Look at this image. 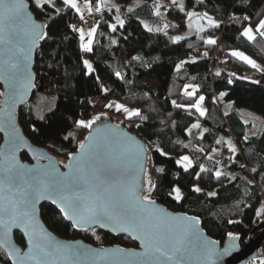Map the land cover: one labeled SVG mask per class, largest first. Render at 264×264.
Returning <instances> with one entry per match:
<instances>
[{
  "label": "trees",
  "instance_id": "1",
  "mask_svg": "<svg viewBox=\"0 0 264 264\" xmlns=\"http://www.w3.org/2000/svg\"><path fill=\"white\" fill-rule=\"evenodd\" d=\"M28 1L36 18L47 25L48 33L36 53L37 88L19 114L31 141L66 160L69 153L78 151L79 142L88 133L76 122L96 115L93 98L138 106L141 115L122 123L150 149V174L159 189L152 199L168 209L195 215L213 239L224 242L232 232L246 241L263 217L257 211L264 201V126L260 134L249 135L252 125L242 120L238 110H253L264 120V83L242 78L240 74L256 68L231 53L241 51L264 66V37L257 33L256 39L249 41L242 35L244 28H257L264 20V0H167L161 4V15L156 13L157 0H119L124 8V26L112 30L114 15L109 10L97 14L92 52L80 47L79 33L72 26L78 29L81 21L74 9L61 0H57L60 7L51 4L52 0H43V8L35 6L34 0ZM90 1L95 4L98 0ZM131 2L140 4L125 11ZM191 11L219 26L203 31L195 28L191 35L177 40L176 34L189 28L187 14ZM144 19L152 24L167 20L169 29L149 30ZM209 38L216 43H207ZM218 56L228 65L226 73L213 72L212 63ZM87 58L94 63L91 74L83 64ZM180 64L183 66L178 68ZM146 80L158 84L152 86ZM188 85L197 86L196 95L186 93ZM199 96L205 97V115L189 107ZM229 103L233 105L225 111L223 106ZM228 139L235 151L227 144ZM158 148L168 156H161ZM221 148L224 156L220 161L213 159L211 153ZM185 155L193 161L187 172L174 163ZM23 159H29L28 154L24 153ZM159 167H164L163 174L157 172ZM177 186L180 201L174 199V192L168 195ZM194 186L201 191H194ZM41 216L61 237L81 238L98 246H137L128 236L116 238L99 228L95 234L77 231L51 204L42 205ZM16 239L25 245L20 233ZM0 261L11 264L1 248Z\"/></svg>",
  "mask_w": 264,
  "mask_h": 264
},
{
  "label": "snow or ice",
  "instance_id": "2",
  "mask_svg": "<svg viewBox=\"0 0 264 264\" xmlns=\"http://www.w3.org/2000/svg\"><path fill=\"white\" fill-rule=\"evenodd\" d=\"M63 3L76 13H81L77 0H63ZM34 4L38 8L44 7L43 0H34ZM180 7L183 10L182 4ZM28 9L26 0H0V43L18 41L15 52L4 61L6 70L0 76L7 84V91L0 92V96L5 97V107L0 110V128L7 129L9 136L7 150H0L3 157L0 168L5 173V179L0 180V193L7 192L0 195V248L5 250L11 264H190L193 259L196 264H219L224 256L238 248L239 234L227 233L230 243L221 249L217 247L219 241L203 236L198 227V218L172 216L164 209L157 208L152 195L159 189L148 173V149L119 127H97L89 133L87 143L79 142V152L68 154L67 172L52 163L25 171L24 165L16 161L15 151L25 145L23 138L15 132L13 110L32 86V73L29 71L32 49L38 40H44L48 35L44 30L47 25L33 22ZM96 11H101V8L97 7ZM187 15L191 17L193 13ZM117 21L121 27L124 26V20L117 17ZM209 24L219 26L211 19ZM72 27L83 42L85 30L77 29L74 25ZM111 27L115 30L116 24ZM256 31L264 37V20L259 21ZM95 32L96 28L92 27L88 36L92 37ZM242 35L249 41L256 39L251 25L244 28ZM207 43L215 44L216 40L209 38ZM80 47L92 52L93 40L88 39ZM231 54L253 68L259 67L243 52L233 51ZM83 64L89 74L94 71L90 61L84 60ZM116 75L120 76V73ZM204 99L200 96L199 101L189 107L198 109L204 115L205 110L200 106ZM106 107L111 108L113 104L109 103ZM115 108L129 118L141 115L139 108L130 109L119 103L115 104ZM102 115L104 113L92 119H80L76 123L92 129ZM229 147L235 151L231 143ZM157 151L161 156H168L162 149L158 148ZM42 158L43 154L37 155V159ZM174 163L185 172L193 165L187 155ZM157 172L163 174L164 167H159ZM215 175L219 177L221 173L217 171ZM194 191L200 192L201 188L194 186ZM173 192L174 199L180 201V187H172L168 195L172 196ZM45 199L55 206L61 218L69 222L72 228L91 230L95 234V229L100 227L117 234L134 235L140 241L142 251L120 247L86 249L58 240L37 218V204ZM257 215H264V209L258 210ZM13 228L23 230L28 245L26 252L11 243Z\"/></svg>",
  "mask_w": 264,
  "mask_h": 264
},
{
  "label": "water",
  "instance_id": "3",
  "mask_svg": "<svg viewBox=\"0 0 264 264\" xmlns=\"http://www.w3.org/2000/svg\"><path fill=\"white\" fill-rule=\"evenodd\" d=\"M26 2L29 4L28 11H29V14L31 16L32 21L35 22L36 24H42V25L45 24L44 22H41L40 20H38L36 18L35 13L31 9L30 2L28 0H26ZM44 30L47 31V28H45ZM21 35H23V33H21ZM42 41L43 40H38L36 42L35 47L32 49L31 61L29 63V71L32 73V86L28 88L27 93L24 96L23 101L18 102L15 105V108L13 110L12 121L14 123L15 132L18 136L23 138L24 145H25V146H21L19 149H17L15 151V159L19 164L24 165L25 171H29V170L37 167L38 165L46 166L49 163H52V164L56 165L61 171L67 172L68 169L66 167V164L68 162V159L65 162L61 163L62 161H60L58 159L57 155L52 153L49 149H47L46 147L40 146L38 144L36 145L27 136L25 131H23V128L21 126V121L19 120V114H20L21 108H23L27 103H29L33 99L32 97H33L35 90L37 88L36 87L37 76H36V70H35V62H36V56H37L36 53H37L38 49L40 48V46H41L40 43ZM16 43H18V41H15V40L11 44L0 43V76H2L5 73L6 65L4 64V61L8 59L10 54L15 52ZM0 87L2 89V92L7 91V84L5 82V79H3V78H0ZM4 100H5V97L0 96V110H3L5 107V105L3 103ZM104 126H107L108 128H112L113 126L119 127L123 131H125L128 134H130L131 136L135 137L138 141H140L141 143H143L147 147V149H148L147 155L150 157V149H149L146 141L142 140L135 133H132L131 131H129L123 125V123L119 124L113 118H110V117L106 116L105 114L101 116V119L99 121H97L95 125H93L92 129H88V133L85 136L83 141L85 143H87V138L89 136V133L94 132L95 128H97V127H104ZM0 136H1V143H2L0 150H7V147L9 144L8 130L5 128H0ZM78 152H79V148H78V151H76V153H78ZM24 153L28 154L29 159H27V160L23 159ZM38 154H43V158L37 159ZM2 160H3V157L0 156V161H2ZM150 165H151V158L147 162L148 173L150 172V169H149ZM4 179H5V173H4L3 169L0 168V180H4ZM121 179H125V177H121ZM6 194H7L6 191H5V193H0V195H6ZM45 204H51V203L45 199V200H40L39 203L37 204V218L42 222V224L44 225L45 229L48 232H50L53 236H55L58 240H60L62 242H65L68 244H77V245L81 246L82 248H86V249H104V248L120 247V248L128 249L129 251H135V252L142 251L140 241L137 240L134 235H129L127 233L117 234V233L111 232L108 229H102L100 227H97V228H99L103 233H105V234L108 233V234H110L116 238L119 236H126V237L128 236L129 238L132 239V241L137 246L136 247H125V246H122L119 244L98 246L96 244L95 245L91 244V243H89L86 240H83L81 238L68 239L65 237H61L54 230L50 229V227H48L46 225L45 221L43 220V216H41L42 205H45ZM156 207L164 209L166 212L170 213L172 216H188V217L198 218L195 215H192V214L190 215L186 212H182V211L178 212V211L171 210L170 208L168 209L164 204H162L159 201H156ZM67 223H69V222H67ZM198 227L206 239L213 240V241H219L215 238L213 239L208 234V232L203 227L202 220H200V219H199ZM75 230L84 231L82 229H75ZM17 233L18 234L20 233L22 235L23 239L25 240V245H21L18 243V241L16 239ZM10 239H11V243L13 245H15L16 247H19L22 252L27 251V247H28L27 240H26V237L24 236L22 229L13 228ZM229 243H230V240H229L228 236H226L224 239V242L219 241V244L217 245V247L223 249L224 247H227L229 245ZM263 248H264V219H261L258 222V224L256 225V227L254 228V230L247 237L246 242H242V240H240V238H239L238 248L233 250L230 254L224 256L219 261V264H251L252 262H258V260H262L264 258ZM2 250H4V249H2ZM8 260L11 262L10 258H8ZM0 264H5V263L3 261H0ZM190 264H196L195 259L190 261Z\"/></svg>",
  "mask_w": 264,
  "mask_h": 264
},
{
  "label": "rangeland",
  "instance_id": "4",
  "mask_svg": "<svg viewBox=\"0 0 264 264\" xmlns=\"http://www.w3.org/2000/svg\"><path fill=\"white\" fill-rule=\"evenodd\" d=\"M61 1L63 2V0H61ZM163 1H167V0H157L158 9L156 10V13L159 12V15L163 14V7L161 6ZM89 3L91 4V11L89 10ZM51 4L55 5L56 7H60V5H61L57 0H52ZM77 4L81 8V13H78V21H81V22L84 21V24L83 25L80 24L78 27V29L83 28L85 30V40L82 43H86L88 39H92L93 43H94V39H95V35H96L97 31L94 33V35L92 37L88 36V31L92 27H95L97 30V25H98L97 20H96L97 14L109 10L114 15V19L116 20V23H115L116 25L119 24L117 21V17H119L121 20H124L123 14H122V11L124 10V8H122V3L119 0H98L97 2H95V4H93L90 0H77ZM139 4H140V2H135V3H133L132 6H129V9L125 8V11L132 9L133 7H137V6H139ZM97 7H100L101 11H96ZM191 13H193V15L190 17V20H189V26H188L189 28L183 30V32H181V33L176 34V38L179 37L181 39L183 36L191 35L192 32L195 30V28L198 29L199 31H201V29L205 30V28L211 26L206 17H204V18L201 17V15L196 14L195 11H191ZM81 15L83 18H81ZM166 21L167 20H165V22L163 24L159 23V22L152 24V22L149 21L148 19H144L143 23H144V27L147 29H157L158 31H160V29H164L167 31L169 29V27H168V24L166 23ZM253 29H254V34L257 35L258 31H256V28H253ZM86 60H88L92 63V61L89 58H87ZM92 65L94 68V63H92ZM257 65L259 67H256L255 72H251V71L247 72L246 71V72H243L242 74H240V76L244 79L249 80V81L252 80L255 82H257V81L260 82V80L263 79V76H260V74L262 72H264V66H262L261 64L259 65L258 63H257ZM196 88H197V86L188 85L185 87V91L187 94L191 93V92H195L194 95H196V93H197ZM199 97L197 98L196 102L199 101ZM109 103L113 104V107H111V108L106 107V105ZM117 103L123 104L122 102L120 103L116 100H111V101H102L101 100L100 105H95V103H94L96 115H99L100 113H104L106 116L113 118L117 123L122 124L123 120L128 118V116L126 113H123V111H117L116 110L115 104H117ZM232 105H233L232 103L230 104V107H228L227 105H224L223 106L224 110L225 111L230 110ZM200 106H201V108H203L205 110V114H207V104L204 100H203V102H201ZM126 107H128L130 109L139 108L138 106H132V107L126 106ZM238 111L240 113L242 120L245 121L246 123H249L252 125V128L247 131L249 135L260 134L262 132V129L264 126V120L260 114H258L257 112H255L253 110H248V109H244V108H240ZM96 115H94L93 117H95ZM230 143H231V145H233L232 140L228 139L227 144L229 145ZM222 156H224L222 154V148L216 149L211 153V157L213 159L218 160V161L221 160ZM58 159L62 162H65L67 160V159L63 160L62 158H58ZM261 209H264V201H263V204L261 206ZM261 219H264V215ZM244 242H246V241H244ZM251 264H253V262ZM258 264H264V261L260 262Z\"/></svg>",
  "mask_w": 264,
  "mask_h": 264
},
{
  "label": "built area",
  "instance_id": "5",
  "mask_svg": "<svg viewBox=\"0 0 264 264\" xmlns=\"http://www.w3.org/2000/svg\"><path fill=\"white\" fill-rule=\"evenodd\" d=\"M80 24L83 25L84 21L80 22ZM212 69L213 72H221V73H226L229 70L228 65L226 64L224 58L219 56L213 60ZM92 101L93 103H95V105H100L101 98L95 97L92 99Z\"/></svg>",
  "mask_w": 264,
  "mask_h": 264
},
{
  "label": "crops",
  "instance_id": "6",
  "mask_svg": "<svg viewBox=\"0 0 264 264\" xmlns=\"http://www.w3.org/2000/svg\"><path fill=\"white\" fill-rule=\"evenodd\" d=\"M133 3H135V2H131V3H129L128 4V6H127V8L129 9V6H132L133 5ZM118 26H120L119 24L118 25H116V27H118ZM121 27V26H120ZM112 28V27H111ZM113 30V29H112ZM257 36V35H256ZM189 60L190 61H193L194 59L193 58H189ZM183 66V64H180L179 65V67L178 68H181ZM255 72V71H254ZM260 76H263V79H261L260 80V82L259 83H264V72H262L261 74H260ZM146 82H148V84H150V85H157L158 84V82H156L155 80H153V81H151V80H146ZM228 107H230V103L227 105Z\"/></svg>",
  "mask_w": 264,
  "mask_h": 264
}]
</instances>
